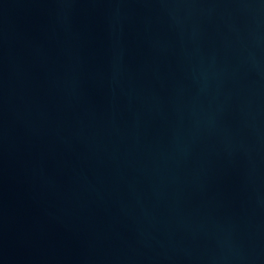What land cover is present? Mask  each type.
I'll return each instance as SVG.
<instances>
[{"label":"water","instance_id":"95a60500","mask_svg":"<svg viewBox=\"0 0 264 264\" xmlns=\"http://www.w3.org/2000/svg\"><path fill=\"white\" fill-rule=\"evenodd\" d=\"M0 264H264V0H0Z\"/></svg>","mask_w":264,"mask_h":264}]
</instances>
